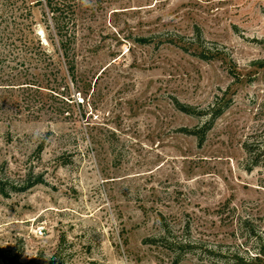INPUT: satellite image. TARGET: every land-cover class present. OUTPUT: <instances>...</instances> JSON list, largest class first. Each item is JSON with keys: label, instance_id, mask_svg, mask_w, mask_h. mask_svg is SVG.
Instances as JSON below:
<instances>
[{"label": "rangeland", "instance_id": "rangeland-1", "mask_svg": "<svg viewBox=\"0 0 264 264\" xmlns=\"http://www.w3.org/2000/svg\"><path fill=\"white\" fill-rule=\"evenodd\" d=\"M62 1L74 80L0 0V264H263L264 0Z\"/></svg>", "mask_w": 264, "mask_h": 264}, {"label": "trees", "instance_id": "trees-1", "mask_svg": "<svg viewBox=\"0 0 264 264\" xmlns=\"http://www.w3.org/2000/svg\"><path fill=\"white\" fill-rule=\"evenodd\" d=\"M47 7L49 9V12L51 13L54 30L58 38L57 41L58 48L57 45L56 48L57 50H60L61 56L63 57L64 62L67 66V71L74 80L76 79V73H77V64H76V56H75L76 32H75V21H74L75 20L74 9H72V6H70L69 4L68 5L65 4V1L62 0H47ZM68 13H70V16L67 15ZM67 16H69V18ZM69 22L71 23V25H69ZM32 49L31 51H33L34 55H46L51 57V55H49L47 49L45 48L41 40H38V42ZM176 104L177 107L181 111H184L185 113L196 116L202 114L201 111L199 112L194 111L195 110L194 108L183 105L179 101H176ZM229 105L230 102L226 101L223 103H217V105L209 107V110L207 112L209 116L207 117L203 125V129L201 133L200 131H196L197 133H195L200 138V143L204 140L205 133L214 125L215 121L224 113V111L229 107ZM41 149L42 146L39 148V150ZM245 149L248 154H251L253 152L252 148L247 144H245ZM258 164L259 162L255 161L254 165H258ZM39 182L40 181H34V182L27 181L26 185H24L23 188L24 189L29 188ZM3 190L4 188L2 187L1 191L3 192ZM168 248H172V247H168ZM255 259L258 260V256H256Z\"/></svg>", "mask_w": 264, "mask_h": 264}, {"label": "built area", "instance_id": "built-area-1", "mask_svg": "<svg viewBox=\"0 0 264 264\" xmlns=\"http://www.w3.org/2000/svg\"><path fill=\"white\" fill-rule=\"evenodd\" d=\"M40 233H42V231H40Z\"/></svg>", "mask_w": 264, "mask_h": 264}]
</instances>
